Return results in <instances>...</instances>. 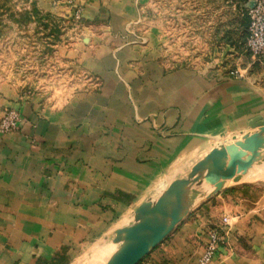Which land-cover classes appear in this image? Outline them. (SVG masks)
Returning a JSON list of instances; mask_svg holds the SVG:
<instances>
[{"label":"crops","instance_id":"0c3cea01","mask_svg":"<svg viewBox=\"0 0 264 264\" xmlns=\"http://www.w3.org/2000/svg\"><path fill=\"white\" fill-rule=\"evenodd\" d=\"M42 1L80 20L55 54L62 87L0 82V119L21 118L0 133V264H105L142 202L264 120V87L249 62L216 52L244 39L242 0ZM229 10L237 39L219 16ZM263 166L198 204L140 264H198L224 217L212 264H264Z\"/></svg>","mask_w":264,"mask_h":264},{"label":"water","instance_id":"95a60500","mask_svg":"<svg viewBox=\"0 0 264 264\" xmlns=\"http://www.w3.org/2000/svg\"><path fill=\"white\" fill-rule=\"evenodd\" d=\"M250 132L221 144L189 172L148 198L132 213L128 225L113 232L105 264H140L198 204L220 194L227 183L238 185L255 165H264V120L253 119Z\"/></svg>","mask_w":264,"mask_h":264},{"label":"rangeland","instance_id":"374dc122","mask_svg":"<svg viewBox=\"0 0 264 264\" xmlns=\"http://www.w3.org/2000/svg\"><path fill=\"white\" fill-rule=\"evenodd\" d=\"M40 1L0 0V82L9 80L31 89L37 84L59 88L69 80L65 79L66 70L55 54H59V48L64 42L76 36L80 19L76 14L70 15L69 12L52 13L48 8L46 10L45 6L43 8V1ZM224 3L225 0H217L219 7ZM232 11L221 13L219 16L232 20L233 39L239 38L240 34L243 38L247 32L242 31L239 34L240 30L235 27L237 17ZM238 43H227L225 52V45L221 44L216 47V52L231 56L229 60L238 65L249 62V70L253 75L260 74L259 81L264 87V59L256 61L250 58ZM189 46L191 48V45ZM204 47L206 45L203 43L194 45V55H202ZM189 52L191 53V49ZM236 53L243 55L242 60L237 61ZM260 170L263 171L264 178V166Z\"/></svg>","mask_w":264,"mask_h":264},{"label":"built area","instance_id":"2783aa9c","mask_svg":"<svg viewBox=\"0 0 264 264\" xmlns=\"http://www.w3.org/2000/svg\"><path fill=\"white\" fill-rule=\"evenodd\" d=\"M248 18L247 35L244 39L243 49L252 59L259 61L264 58V0H242ZM78 18V14H76ZM233 76L241 77L239 73L232 72ZM21 118L14 110H5L0 119V133L6 134L17 129ZM229 219L222 218L221 223L206 230V243L198 264H212L220 249L229 239Z\"/></svg>","mask_w":264,"mask_h":264},{"label":"trees","instance_id":"16d2710c","mask_svg":"<svg viewBox=\"0 0 264 264\" xmlns=\"http://www.w3.org/2000/svg\"><path fill=\"white\" fill-rule=\"evenodd\" d=\"M244 10H245V9H244ZM244 18H245L246 21L248 22V18H247V15H246V11H245V16H244ZM245 37H246V36H245ZM245 37H244V39H245ZM244 39L242 40V42L238 43V44H241V45H242V48H243ZM262 59H264V58H262Z\"/></svg>","mask_w":264,"mask_h":264}]
</instances>
